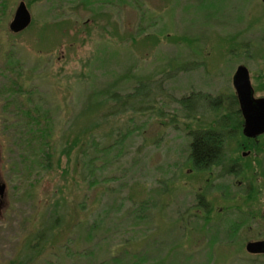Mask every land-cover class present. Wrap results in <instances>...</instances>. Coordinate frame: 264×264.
Listing matches in <instances>:
<instances>
[{"label":"rangeland","instance_id":"1","mask_svg":"<svg viewBox=\"0 0 264 264\" xmlns=\"http://www.w3.org/2000/svg\"><path fill=\"white\" fill-rule=\"evenodd\" d=\"M239 65L264 97L261 0H0V264H264L245 250L264 239V134L229 130L225 170L189 163Z\"/></svg>","mask_w":264,"mask_h":264},{"label":"trees","instance_id":"2","mask_svg":"<svg viewBox=\"0 0 264 264\" xmlns=\"http://www.w3.org/2000/svg\"><path fill=\"white\" fill-rule=\"evenodd\" d=\"M11 32V31H10ZM12 33V32H11ZM14 34V33H13ZM138 88H135L137 91ZM236 96H232V99L229 101L228 108L225 112L220 113L218 120H221V124L218 125L219 128L216 127H210L208 129H202V130H193L190 131L189 136L191 137L190 142V154H189V163L192 165V167L199 171V172H208L211 168H219L220 171L227 167L228 158H226V151L224 146V141L226 137V133H229V130L237 129L238 131L240 128H242L243 120L241 119L242 116L240 114L239 106ZM191 98L186 97L181 100V103L187 105V101ZM214 106V108H218L221 105L220 99H215L211 101ZM8 104L5 102V107L8 106ZM27 108V109H26ZM14 108V115L17 116H23L26 126L29 130V134L33 137V139H39L42 135H45L46 138H50L52 136V130L49 128L48 122L49 118L47 117V112H44L40 115L39 108L34 106V108ZM10 126H8V129ZM19 127L17 125L13 126L11 129L12 136L16 139L21 138V134H18L17 130ZM34 133V134H33ZM48 133V135H47ZM242 133V130H241ZM50 134V136H49ZM20 135V136H19ZM243 135V134H241ZM19 136V137H18ZM244 137V136H243ZM245 138V137H244ZM246 141H251L252 139L245 138ZM48 145V143H46ZM240 148L242 146L240 145ZM248 148V145L246 146ZM52 149H49L51 151ZM111 151V144L107 145L103 149H101V152L108 154ZM68 154V152L65 150V155ZM48 164H50L51 161V154L50 152H47L46 159ZM58 163H61V159H58ZM230 169L228 168L227 172L230 173ZM63 200V199H62ZM56 221H59V218H56ZM47 224L50 225V223ZM50 227V226H49ZM48 227V230L51 231L52 229ZM45 231H43L40 235V238L45 237Z\"/></svg>","mask_w":264,"mask_h":264},{"label":"water","instance_id":"3","mask_svg":"<svg viewBox=\"0 0 264 264\" xmlns=\"http://www.w3.org/2000/svg\"><path fill=\"white\" fill-rule=\"evenodd\" d=\"M261 2L264 4V0H261ZM31 20L26 5L23 1H20L9 24V30L12 34L21 33L29 27ZM232 86L243 120L242 134L247 139H256L264 134V97L254 96L250 74L244 65L237 66L232 77ZM5 191L6 185L0 183L1 200L4 198ZM245 250L253 255L264 254V239L246 243Z\"/></svg>","mask_w":264,"mask_h":264},{"label":"flooded vegetation","instance_id":"4","mask_svg":"<svg viewBox=\"0 0 264 264\" xmlns=\"http://www.w3.org/2000/svg\"><path fill=\"white\" fill-rule=\"evenodd\" d=\"M0 202H1V199H0Z\"/></svg>","mask_w":264,"mask_h":264}]
</instances>
